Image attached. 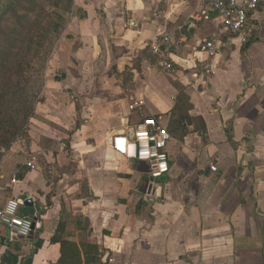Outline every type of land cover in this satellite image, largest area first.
<instances>
[{
  "label": "crops",
  "instance_id": "crops-1",
  "mask_svg": "<svg viewBox=\"0 0 264 264\" xmlns=\"http://www.w3.org/2000/svg\"><path fill=\"white\" fill-rule=\"evenodd\" d=\"M74 7L0 189L33 234L10 238L0 224V264H264V7L248 44L209 58L200 46L221 26L203 0ZM165 35L185 43L160 73L147 47ZM149 118L171 137L155 190L143 186L148 164L109 144Z\"/></svg>",
  "mask_w": 264,
  "mask_h": 264
},
{
  "label": "trees",
  "instance_id": "trees-1",
  "mask_svg": "<svg viewBox=\"0 0 264 264\" xmlns=\"http://www.w3.org/2000/svg\"><path fill=\"white\" fill-rule=\"evenodd\" d=\"M2 1L0 160L2 150H10L17 142H22L25 147L29 142L28 123L36 103L40 101L49 59L63 24L72 16V0H48L45 6L37 5L34 0ZM149 46L147 48L153 63L156 58ZM7 258L15 264L14 258Z\"/></svg>",
  "mask_w": 264,
  "mask_h": 264
},
{
  "label": "built area",
  "instance_id": "built-area-1",
  "mask_svg": "<svg viewBox=\"0 0 264 264\" xmlns=\"http://www.w3.org/2000/svg\"><path fill=\"white\" fill-rule=\"evenodd\" d=\"M210 10L217 14L221 26V33L206 41L200 46L206 56L214 57L217 53L229 49L236 40L240 46H245L254 35V28L249 22L250 15L264 7V0H203ZM185 43V38L173 40L168 35L161 38L160 42H153L149 48L156 58L155 70L169 73L174 66L168 59L169 53ZM205 62V61H204ZM205 67L208 63H204ZM134 106H130V110ZM133 137L128 134L113 136L110 144L112 150L128 160L145 162L148 164L150 178L159 180L168 173V157L165 152L170 141V134L154 118L145 119L135 127H132ZM32 167L31 164H26ZM214 165L210 171L215 172ZM20 201L10 199L0 206V224L8 230L10 238H27L32 232L34 219L21 217L18 214Z\"/></svg>",
  "mask_w": 264,
  "mask_h": 264
},
{
  "label": "rangeland",
  "instance_id": "rangeland-1",
  "mask_svg": "<svg viewBox=\"0 0 264 264\" xmlns=\"http://www.w3.org/2000/svg\"><path fill=\"white\" fill-rule=\"evenodd\" d=\"M1 2H0V4L3 2L2 0H0ZM47 1L48 0H34V2L38 5H42V6H45L46 5V3H47ZM74 2H75V0H72V6H71V11H70V14H72V16H70V17H68V19L66 20V22L63 24V30H62V32H61V34H60V37H59V39H58V42H57V44H56V46H55V48L54 49H56V47L58 46V43L59 44H63V42H64V40H63V38L67 35V33H68V31H67V25L69 24V22H70V20H71V18L74 16V14L76 13V11H75V7H74ZM67 18V17H66ZM70 43H71V46H72V49H74V48H76L77 46V42L75 41H73V40H71L70 41ZM59 47H61L60 45H59ZM58 47V48H59ZM63 47V46H62ZM66 48V47H65ZM50 60V59H49ZM48 66V65H47ZM122 80L124 81V83L127 85V86H129L130 87V76L128 75V73H127V71L124 73V75L122 76ZM18 143V142H17ZM21 144V143H20ZM13 147V145L11 146V148ZM2 152V157H1V162H0V189L1 188H5V180L3 179V177H8L11 173H9V172H11L12 170H10L9 171V166H8V154H9V152H10V150H8V151H4V150H2L1 151ZM7 166H8V168H7ZM2 190V189H1ZM0 206H2V204H0Z\"/></svg>",
  "mask_w": 264,
  "mask_h": 264
},
{
  "label": "water",
  "instance_id": "water-1",
  "mask_svg": "<svg viewBox=\"0 0 264 264\" xmlns=\"http://www.w3.org/2000/svg\"><path fill=\"white\" fill-rule=\"evenodd\" d=\"M190 25H191V23H187L186 24V26H185V29L187 30V31H191L190 30ZM133 131H134V129L131 127V128H128L127 130H123V131H119V132H116V133H114L110 138H109V144H111V142H112V137L113 136H122V135H126V134H128V137L129 138H132L133 137ZM163 179H165L164 178V176L162 177V178H160L159 180H157L158 182H162V180ZM143 186L144 187H147V190H155V189H159V188H157L156 187V185L154 184L155 183V181L153 180V179H151L150 177H144L143 178ZM35 225V221H34V223H33V226H32V232H31V234H30V236L33 234V230H34V226Z\"/></svg>",
  "mask_w": 264,
  "mask_h": 264
}]
</instances>
